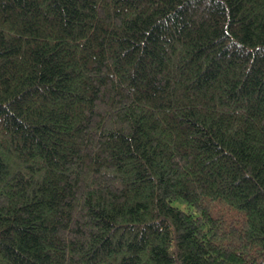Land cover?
<instances>
[{
  "label": "trees",
  "instance_id": "16d2710c",
  "mask_svg": "<svg viewBox=\"0 0 264 264\" xmlns=\"http://www.w3.org/2000/svg\"><path fill=\"white\" fill-rule=\"evenodd\" d=\"M0 264H264V0H0Z\"/></svg>",
  "mask_w": 264,
  "mask_h": 264
}]
</instances>
